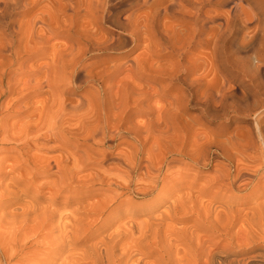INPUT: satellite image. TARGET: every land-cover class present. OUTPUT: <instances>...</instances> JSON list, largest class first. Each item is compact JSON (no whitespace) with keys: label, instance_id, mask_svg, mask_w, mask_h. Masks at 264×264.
Listing matches in <instances>:
<instances>
[{"label":"bare ground","instance_id":"6f19581e","mask_svg":"<svg viewBox=\"0 0 264 264\" xmlns=\"http://www.w3.org/2000/svg\"><path fill=\"white\" fill-rule=\"evenodd\" d=\"M262 198L264 0H0V264H264Z\"/></svg>","mask_w":264,"mask_h":264},{"label":"rangeland","instance_id":"374dc122","mask_svg":"<svg viewBox=\"0 0 264 264\" xmlns=\"http://www.w3.org/2000/svg\"><path fill=\"white\" fill-rule=\"evenodd\" d=\"M222 10H223V11H227V10H228V7H224ZM139 52H140V51H136V52H133V53H132V52L129 53L130 58L136 56ZM115 56H116V55H115ZM247 56L252 57V64H254V66H256V61L253 59V54L250 53V54H248ZM164 62H165V61H164ZM211 77H212V76H211ZM253 104H254V103H253ZM195 112H196V111H193V113H195ZM230 114H231V115H234L235 113H234L233 111H231ZM240 119H241V120L239 121V122H240L239 126H240L241 128H243V129H245V128H247V127H249V126L252 125V123H253V119H254V116H253V115H243V116L240 117ZM188 120L194 122L193 124H194V126H195L196 128H199L200 125H204V126L208 127L209 129H213V128H215V126L218 125V122L209 123V122H207V120L205 121L204 119H202V120L200 121V125H199L198 123H196V121H194V120H192V119H188ZM204 170H205V169H204ZM205 171H207V169H206ZM3 172H5V171H3ZM42 181H43V180H42ZM244 195H245V194H242L241 196H244ZM32 196H33L32 193H28L27 196H25V197L10 196V197H8V199H9V201L12 200V201H10V202H13V201H15V200H17V199H20V200H23V201H27V200H29ZM239 196H240V195H239ZM262 200H264V198H262ZM118 213H119V212H116V213H113L112 215H109V216H111V218H112V217L116 216ZM106 216H108V215H106ZM104 218H106V217H104ZM2 226H3V224H2Z\"/></svg>","mask_w":264,"mask_h":264}]
</instances>
